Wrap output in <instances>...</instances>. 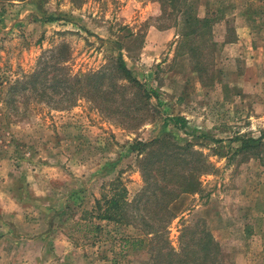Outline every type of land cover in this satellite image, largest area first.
<instances>
[{
  "label": "rangeland",
  "instance_id": "1",
  "mask_svg": "<svg viewBox=\"0 0 264 264\" xmlns=\"http://www.w3.org/2000/svg\"><path fill=\"white\" fill-rule=\"evenodd\" d=\"M194 11L210 13L205 42L183 36L169 0H0V264H174L166 252L203 227L223 264H264V2L197 0ZM221 17L230 38L250 30L255 52L220 56ZM151 28L173 33L152 63L140 59ZM141 172L184 191L167 206L168 249L139 221L94 219L114 180L129 213L155 209L138 196Z\"/></svg>",
  "mask_w": 264,
  "mask_h": 264
},
{
  "label": "trees",
  "instance_id": "2",
  "mask_svg": "<svg viewBox=\"0 0 264 264\" xmlns=\"http://www.w3.org/2000/svg\"><path fill=\"white\" fill-rule=\"evenodd\" d=\"M169 2L171 3L174 10L173 24H175L176 27L180 26L183 33L186 31L183 34V36L184 37H186L187 35L197 36L199 39H201L202 42H205V39L202 38L206 34L210 35L212 19L208 17L200 18L196 15L194 11V5L197 3V0H169ZM198 51L199 48H190L187 51L188 58L191 61V63L192 61L194 62L193 68L195 69H196V65H198L199 63L200 55L198 54ZM114 63L116 70L121 74H123V77L127 79L128 83L137 84L136 80L133 77H131L130 71L126 68L119 54L114 60ZM199 70L200 69H196L197 72ZM61 81L64 80L61 79ZM73 82H78V79H74ZM16 86L17 85L11 88V95H16L14 94L15 93L14 90L16 89ZM143 95L145 94L143 93ZM169 119L172 125L177 129L183 128V125L185 123L184 118H181L179 116H174ZM251 140L252 139H249L250 142ZM150 142L151 144L163 143L162 140H154V141L152 140ZM146 145L147 144L145 143L136 141L132 144L130 151H135L136 154L140 155L142 149ZM170 148H171L170 150L172 151V147ZM173 148L176 149L178 147H173ZM182 149L183 148H180L179 150ZM181 163H183V161ZM181 168L186 169L183 166H181ZM202 174L204 173L202 172ZM141 176L143 178L144 185L142 188L143 190L139 192L138 196L142 197V194L150 193V195L153 198L152 205L156 206L155 209L147 213V216L145 217L139 214L141 213L139 210L137 211V215L135 214V212L131 211L130 213H132L134 216L131 215L129 213V210L126 209L127 208L126 190L120 184L119 181L114 180L109 182L107 188L102 190L103 193L99 196V198L94 200V219L100 221L114 222L117 224H128V225H131L133 221L134 222L139 221V224L137 228H135V230L137 232H140L141 236H147L148 239L154 243L160 241L166 244V248H167V242L161 239L164 236L165 224L167 223L169 217L167 206L176 198L179 192H184V191L180 190L176 193L172 192L171 186H169V188H166L168 182H166L164 178L159 181L151 173L141 172ZM182 179H184V175H182ZM173 187L182 189V187L184 186L182 185V183H180L177 186L176 184L173 185ZM184 189L190 191V189H188L187 187H184ZM147 219L152 222L145 223L144 221ZM152 223L154 225H151ZM94 228L98 229V227H94ZM185 233H186V229H183V233L180 235V238H182V236H184ZM197 235H198V241L193 242L192 239V243H179V249L177 252L174 251V253H172L166 250L167 252L165 251L166 252L165 255L174 254L173 256H175L176 258L174 264H223L221 248L219 244L213 240V238L208 233V231L203 227V229H200L197 232ZM138 239L139 238L131 239L130 240L131 245L136 246L138 243H140L141 240ZM157 247L158 249L155 248L157 254H161L162 246H157Z\"/></svg>",
  "mask_w": 264,
  "mask_h": 264
},
{
  "label": "crops",
  "instance_id": "3",
  "mask_svg": "<svg viewBox=\"0 0 264 264\" xmlns=\"http://www.w3.org/2000/svg\"><path fill=\"white\" fill-rule=\"evenodd\" d=\"M262 1L264 2V0ZM204 17L209 18L210 13L204 15ZM244 19L245 18L242 16L241 20L244 21ZM216 25L217 27H219L220 30V42L217 52L220 54V56L223 55L224 59H227V61H231L236 57L242 59V57H244L242 55V51L246 48L252 50V52H255L253 51L254 47L251 44V32L249 29H238V31L235 32V36L233 38H230L229 34L232 25L229 23V20H227L225 17H221V19H219V22H217ZM172 36L173 33L169 29L157 30L151 28V30H149L146 35V39L148 40L147 45L145 46V48L141 49V52H143V57L141 56L142 58L140 59L142 61H150L152 63L154 59L159 56L162 49L165 48V46H167L168 44H170ZM247 55L245 58H247Z\"/></svg>",
  "mask_w": 264,
  "mask_h": 264
}]
</instances>
